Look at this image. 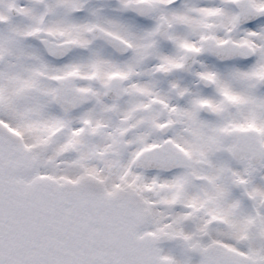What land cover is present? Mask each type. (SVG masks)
<instances>
[{
    "label": "snow or ice",
    "instance_id": "1",
    "mask_svg": "<svg viewBox=\"0 0 264 264\" xmlns=\"http://www.w3.org/2000/svg\"><path fill=\"white\" fill-rule=\"evenodd\" d=\"M0 264H264V0H0Z\"/></svg>",
    "mask_w": 264,
    "mask_h": 264
}]
</instances>
